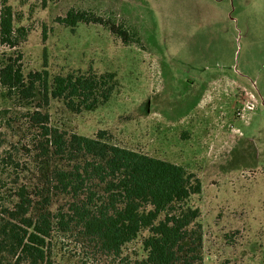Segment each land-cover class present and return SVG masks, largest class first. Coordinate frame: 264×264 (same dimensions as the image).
I'll return each mask as SVG.
<instances>
[{"label":"rangeland","instance_id":"rangeland-1","mask_svg":"<svg viewBox=\"0 0 264 264\" xmlns=\"http://www.w3.org/2000/svg\"><path fill=\"white\" fill-rule=\"evenodd\" d=\"M7 3L16 26L27 31L7 51L22 55L25 76L46 70L50 87L56 76L71 73H114L118 81L107 104L79 114L60 100L45 104L39 84L29 108L0 88V157L14 149L21 167L12 174L23 175L19 183L29 178L22 150L34 133L29 111L48 114L52 127L69 134L96 137L104 131L114 145L182 166L201 179L195 205L201 210L202 264H264V0ZM71 9L104 24H80L72 32L57 22ZM8 169L0 168L1 187ZM60 203L53 201L50 210ZM146 235L125 248L130 261L143 258ZM82 243L57 239L52 264H120Z\"/></svg>","mask_w":264,"mask_h":264},{"label":"trees","instance_id":"trees-1","mask_svg":"<svg viewBox=\"0 0 264 264\" xmlns=\"http://www.w3.org/2000/svg\"><path fill=\"white\" fill-rule=\"evenodd\" d=\"M57 22L72 32L80 24H104L102 18L75 9ZM110 31L116 33L115 25ZM26 35L4 0L0 88L7 98L32 107L39 84L45 104L50 98L60 100L78 114L94 112L111 100L118 85L114 73L56 76L51 87L46 70L25 76L22 55L14 58L7 51L17 48ZM122 35L128 42L126 33ZM27 122L34 131L22 146L29 178L19 183L23 175H13L21 167L14 149L0 157V168L11 173L3 187L0 184V264H52L51 253L61 237L82 240L96 255L120 264L203 263L201 210L195 205L203 187L196 174L114 145L104 131L96 137L61 131L42 111H29ZM57 199L64 203L52 212ZM146 231L144 256L132 262L124 250Z\"/></svg>","mask_w":264,"mask_h":264}]
</instances>
